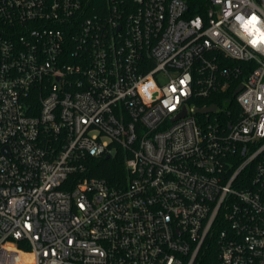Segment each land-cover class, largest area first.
Returning a JSON list of instances; mask_svg holds the SVG:
<instances>
[{
  "label": "built area",
  "instance_id": "2783aa9c",
  "mask_svg": "<svg viewBox=\"0 0 264 264\" xmlns=\"http://www.w3.org/2000/svg\"><path fill=\"white\" fill-rule=\"evenodd\" d=\"M200 253L264 264V0H0V264Z\"/></svg>",
  "mask_w": 264,
  "mask_h": 264
},
{
  "label": "trees",
  "instance_id": "16d2710c",
  "mask_svg": "<svg viewBox=\"0 0 264 264\" xmlns=\"http://www.w3.org/2000/svg\"><path fill=\"white\" fill-rule=\"evenodd\" d=\"M207 101L211 102L215 101V99H209ZM90 164H92V170L86 173L88 176L103 178L111 183H115L119 176L124 175V155L122 152L117 153L111 158H92L90 159ZM211 260L212 258L210 256H203L200 253L194 264H208Z\"/></svg>",
  "mask_w": 264,
  "mask_h": 264
},
{
  "label": "water",
  "instance_id": "95a60500",
  "mask_svg": "<svg viewBox=\"0 0 264 264\" xmlns=\"http://www.w3.org/2000/svg\"><path fill=\"white\" fill-rule=\"evenodd\" d=\"M240 89V88H239ZM238 89V90H239ZM237 90V91H238ZM216 110V106L215 105H211L209 107H205V108H197V112H200V113H204V112H212V111H215Z\"/></svg>",
  "mask_w": 264,
  "mask_h": 264
}]
</instances>
